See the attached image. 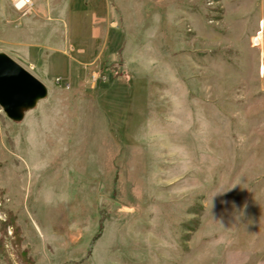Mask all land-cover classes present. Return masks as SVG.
I'll return each instance as SVG.
<instances>
[{
    "label": "rangeland",
    "instance_id": "obj_1",
    "mask_svg": "<svg viewBox=\"0 0 264 264\" xmlns=\"http://www.w3.org/2000/svg\"><path fill=\"white\" fill-rule=\"evenodd\" d=\"M33 1L0 0L49 89L0 107V264L264 263V0Z\"/></svg>",
    "mask_w": 264,
    "mask_h": 264
},
{
    "label": "water",
    "instance_id": "obj_2",
    "mask_svg": "<svg viewBox=\"0 0 264 264\" xmlns=\"http://www.w3.org/2000/svg\"><path fill=\"white\" fill-rule=\"evenodd\" d=\"M47 85L6 52H0V107L14 122L47 98Z\"/></svg>",
    "mask_w": 264,
    "mask_h": 264
},
{
    "label": "built area",
    "instance_id": "obj_3",
    "mask_svg": "<svg viewBox=\"0 0 264 264\" xmlns=\"http://www.w3.org/2000/svg\"><path fill=\"white\" fill-rule=\"evenodd\" d=\"M13 8L20 13H30L33 11L34 1L33 0H10ZM255 40L253 45L256 46ZM259 45V44H258ZM257 45V46H258Z\"/></svg>",
    "mask_w": 264,
    "mask_h": 264
},
{
    "label": "crops",
    "instance_id": "obj_4",
    "mask_svg": "<svg viewBox=\"0 0 264 264\" xmlns=\"http://www.w3.org/2000/svg\"><path fill=\"white\" fill-rule=\"evenodd\" d=\"M3 52H4V51H3ZM5 52H6V51H5ZM7 54H8V53H7ZM258 262H259L258 264H264L263 261H261V263H260V261H258Z\"/></svg>",
    "mask_w": 264,
    "mask_h": 264
}]
</instances>
